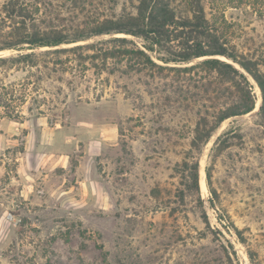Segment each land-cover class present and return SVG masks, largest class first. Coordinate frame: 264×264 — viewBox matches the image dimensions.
I'll return each instance as SVG.
<instances>
[{
    "label": "rangeland",
    "instance_id": "374dc122",
    "mask_svg": "<svg viewBox=\"0 0 264 264\" xmlns=\"http://www.w3.org/2000/svg\"><path fill=\"white\" fill-rule=\"evenodd\" d=\"M45 1L53 24L67 32L135 14L139 2ZM168 1L186 16V0ZM202 4L226 44L264 74V0ZM119 36L156 66L102 63L97 53ZM142 44L132 35L102 34L0 50L5 58L36 55L33 65H0V264H264L257 84L244 73L254 109L216 123L236 101L234 81L205 70L202 57L170 61L165 50ZM76 45L83 48L45 52ZM225 57L218 58L242 72ZM200 118L214 129L194 148ZM191 159L198 162V190L188 189L180 172Z\"/></svg>",
    "mask_w": 264,
    "mask_h": 264
},
{
    "label": "trees",
    "instance_id": "16d2710c",
    "mask_svg": "<svg viewBox=\"0 0 264 264\" xmlns=\"http://www.w3.org/2000/svg\"><path fill=\"white\" fill-rule=\"evenodd\" d=\"M45 0H6L0 9V50L35 49L57 47L63 43L77 42L91 36L102 34H126L143 40L144 49L165 50L173 59L170 61L188 62L195 58H204L200 65L207 71H216L227 80L234 81L236 101L216 115V123L232 116L242 115L254 109L255 97L246 75L231 63L219 59L226 56L239 64L255 81L261 96L259 114L264 120V74L258 69L257 62L237 53L227 45L223 34L205 16L202 0H186V16H177L168 0H139L135 14H122L119 17H105L86 25L81 30L67 32L56 27L51 21V10ZM112 45L103 49L98 57L105 64L107 59H133L140 66L148 63L156 66L145 50L139 46H130L132 41L126 37H112ZM132 47V48H131ZM82 45L69 49H51L47 53L59 54L66 50L77 51ZM34 52L18 53L16 56L0 57L4 63L35 64ZM63 61L57 57L55 64ZM213 126H208L204 118L196 124L191 146L198 148L206 140ZM181 175L187 178L188 189H199L198 162L191 159L180 164ZM208 182L210 173L208 172ZM250 259L254 262L252 254Z\"/></svg>",
    "mask_w": 264,
    "mask_h": 264
},
{
    "label": "water",
    "instance_id": "95a60500",
    "mask_svg": "<svg viewBox=\"0 0 264 264\" xmlns=\"http://www.w3.org/2000/svg\"><path fill=\"white\" fill-rule=\"evenodd\" d=\"M225 57V56H224ZM226 58V60H229V58H227V57H225ZM232 63H235L241 70H242V72L243 73H245L246 75H248L249 77H251L239 64H237L236 62H233L232 61ZM252 78V77H251ZM260 100H261V98H260ZM260 105H261V103H259L258 104V106H257V108H256V110H259V108H260Z\"/></svg>",
    "mask_w": 264,
    "mask_h": 264
}]
</instances>
